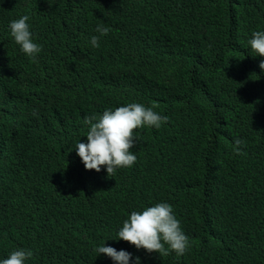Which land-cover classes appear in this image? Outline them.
<instances>
[{
	"label": "trees",
	"instance_id": "trees-1",
	"mask_svg": "<svg viewBox=\"0 0 264 264\" xmlns=\"http://www.w3.org/2000/svg\"><path fill=\"white\" fill-rule=\"evenodd\" d=\"M208 1L195 0V9ZM228 3L225 12L210 18L199 16L185 0H0V260L24 248L34 253L26 264H117L105 254L97 256L94 249L104 243L132 253L130 264L137 256L140 264H192V255L203 247L211 255L221 253L210 238L218 230L220 212L230 211L232 200H252L264 186V120L243 127L251 134L245 135L240 155L232 152L234 146L224 155L214 136L222 134L223 126L231 132L239 129L223 119L230 105L247 104L254 91L264 90L259 67L264 56L247 55L252 33L264 27V0L255 26L248 24L255 18L254 8H244V0ZM158 11L169 13L160 31L139 29L141 12ZM23 15L29 16V28L32 15L33 42L42 48L34 59L10 34V22ZM210 22L225 25L226 35L220 47L206 46L198 60L194 50L208 36ZM101 24L110 31L93 47L91 37L99 36L95 29ZM173 82L183 85L168 89V108L164 98L159 103L171 135L190 162L197 161L193 166L199 183L194 205L174 211L190 248L182 256L171 252L167 257L116 239L128 218L124 209H140L134 187L139 190L141 183L144 193L153 190L167 161L158 162V169L150 154L109 177L103 167L100 172L86 170L74 148L87 142L86 116L98 118L105 109L134 102L153 104L156 93ZM181 108L185 130L179 129ZM44 164L48 180L61 186L50 205L45 197H30V185L38 181L40 187L44 181ZM101 203L106 205L97 214L86 252L91 260L65 253L55 237L62 224L59 215L68 213L66 230H81L83 219ZM36 204L39 216L30 225V205ZM250 228L252 237H263L262 251L251 255L258 259L264 256V230L262 236L256 219ZM242 264H250L249 258Z\"/></svg>",
	"mask_w": 264,
	"mask_h": 264
},
{
	"label": "clouds",
	"instance_id": "clouds-1",
	"mask_svg": "<svg viewBox=\"0 0 264 264\" xmlns=\"http://www.w3.org/2000/svg\"><path fill=\"white\" fill-rule=\"evenodd\" d=\"M228 1L209 0L207 6L204 4L203 8L198 11L195 9V0H185V5L199 13V16L214 18L225 12L226 7L229 6ZM244 8L255 9V18L248 23L255 26L259 21L261 0H244ZM141 13L137 26L144 32L154 34L160 31L159 29L164 23L166 25L169 22L168 12ZM28 20L29 16L23 15L19 19L12 20L9 28L12 38L20 45L21 51L34 59L42 48L33 42L35 41L31 33L33 21L30 22L29 28ZM260 24H264V20ZM225 28V25L220 26L210 22L208 36L198 47H195L194 57L198 60L203 59L204 55L201 52L208 49L206 46H210V49L220 47L217 44L224 41ZM95 31L99 33V36H92L90 42L93 47H99L100 37L107 35L110 28L101 24L97 25ZM211 34L213 37L210 38ZM248 43L247 55L254 58L264 56V27L259 31H254ZM259 67L264 70V60L260 61ZM176 82L168 84L167 88L157 92V99L153 104L134 102L116 107L114 110L105 109L98 118L95 115L86 116L84 123L89 125L86 132L87 142L79 141L74 148L86 170L100 172L103 167L106 168L109 177H115L118 169L131 167L136 164L138 158L150 154L154 155L151 165L159 166L158 162L167 161V168L160 171L159 182L156 183L153 190L144 193L141 183H138L139 190L134 187L132 192L136 194L140 209L139 211L133 208L124 209V215L128 218L123 221L117 234L118 238H116L134 245L137 249L142 248L148 253L155 252L160 256L167 257L171 252L182 256L190 248L189 238L182 230L174 211H179L180 208L187 205H194L195 191L197 192L199 183L197 176L195 177L193 166L197 164V161L191 163L182 151L177 136L171 135L169 118L159 103L164 98L168 108L169 100L172 99V96L168 97V89L175 88L174 85L177 87L183 85V83L174 84ZM216 114L217 116L223 115L220 111H217ZM177 116L181 120L179 129L185 130L182 125L186 117L184 108L179 110ZM261 118L264 120V90L254 91L247 104L238 101L237 108L230 105L223 119L234 122L239 129L231 132L229 128L223 126L222 134L214 132L216 143L224 147V155L228 153V146H234L232 152L242 154L241 147L246 143L244 137L246 134H251L243 127L257 123L256 121ZM84 139L83 135L80 140ZM41 168L44 181H40V187L44 191L39 187L38 181H35L30 185V197H45L44 200L50 205V197L57 195L52 193L61 186L53 185L48 180L46 176V174H50L48 173V164H44ZM55 170H57L56 167H51L52 172ZM258 192L260 195L252 200L245 196L239 201L232 200L234 206H230V211L220 212L218 230L214 231L210 238L216 243L221 253L211 255L206 252V247L197 249L192 255V264H242L248 258L250 264H264V256L258 259L251 257L255 251H262L263 237L260 239L252 237L250 231V226L256 219L257 230L263 236L264 186ZM104 205L106 204L94 205V208L83 219L80 226L87 228L88 233H83L84 228L78 230L77 227L66 230L68 213L64 211L63 218L59 215V221L62 224L57 229L55 237L58 238L65 253L73 252L82 259L91 260L92 257L86 252L92 243L90 236L93 224L95 221H99L97 214ZM222 207L219 205V211ZM38 216V204L30 205V225L38 219ZM62 248L59 246L60 252H62ZM94 251L97 256L99 254L107 255L117 264H130L132 259V253L123 249L118 251L112 246H105V243L96 247ZM33 255L34 253L30 249L18 248L13 250L7 258L0 260V264H26V261ZM135 264H140V257L135 258ZM153 264L162 263L154 262Z\"/></svg>",
	"mask_w": 264,
	"mask_h": 264
},
{
	"label": "rangeland",
	"instance_id": "rangeland-1",
	"mask_svg": "<svg viewBox=\"0 0 264 264\" xmlns=\"http://www.w3.org/2000/svg\"><path fill=\"white\" fill-rule=\"evenodd\" d=\"M33 21V17L32 15H30V22ZM42 61L44 60V58H40Z\"/></svg>",
	"mask_w": 264,
	"mask_h": 264
}]
</instances>
